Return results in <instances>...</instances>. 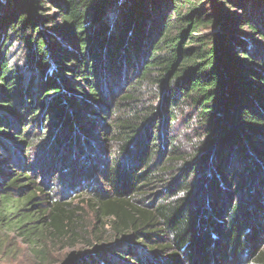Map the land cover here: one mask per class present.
Instances as JSON below:
<instances>
[{
  "label": "trees",
  "instance_id": "1",
  "mask_svg": "<svg viewBox=\"0 0 264 264\" xmlns=\"http://www.w3.org/2000/svg\"><path fill=\"white\" fill-rule=\"evenodd\" d=\"M84 210L64 264H264V0H0V251Z\"/></svg>",
  "mask_w": 264,
  "mask_h": 264
},
{
  "label": "rangeland",
  "instance_id": "2",
  "mask_svg": "<svg viewBox=\"0 0 264 264\" xmlns=\"http://www.w3.org/2000/svg\"><path fill=\"white\" fill-rule=\"evenodd\" d=\"M65 200L75 205L78 204L83 206L82 201H84L85 198L82 194L76 192L68 195ZM83 215L86 223L84 227H87V229L85 230L81 227V236L77 239L53 242L50 249L52 255L47 258V263L45 264H64L70 261V257H75L78 254L82 256L87 255L92 251L91 245H93V243L96 244L97 241L91 236L95 227L92 223L93 216L88 210H84ZM9 243L12 248L9 249L4 246L0 251V264H38L30 254L26 244H21L20 240L17 242L9 241Z\"/></svg>",
  "mask_w": 264,
  "mask_h": 264
}]
</instances>
